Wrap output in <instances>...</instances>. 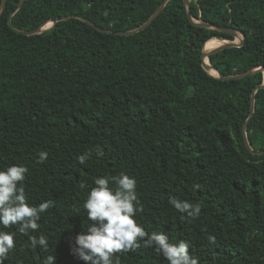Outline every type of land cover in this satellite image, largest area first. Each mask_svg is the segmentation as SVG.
I'll use <instances>...</instances> for the list:
<instances>
[{
  "label": "trees",
  "instance_id": "obj_1",
  "mask_svg": "<svg viewBox=\"0 0 264 264\" xmlns=\"http://www.w3.org/2000/svg\"><path fill=\"white\" fill-rule=\"evenodd\" d=\"M164 1L26 0L16 11L21 0H6L0 169L26 166L29 203L52 206L35 233L2 229L15 243L4 264H42L49 254L56 264H86L72 254L89 223L82 202L97 176L121 172L137 180L143 212L136 219L147 232L187 241L199 264H264V153L251 152L244 138L264 70L239 79L210 74L202 63L207 42L235 36L195 22L246 34L242 46L209 56L223 76L264 68V0H190L195 21L184 0H169L144 30L114 33L141 26ZM68 15L78 17L41 34L17 31ZM247 137L264 150V86ZM40 151L48 153L44 162ZM170 196L199 203L200 215L180 213ZM41 233L47 251L29 246V235ZM117 257L116 264H167L143 247Z\"/></svg>",
  "mask_w": 264,
  "mask_h": 264
},
{
  "label": "clouds",
  "instance_id": "obj_2",
  "mask_svg": "<svg viewBox=\"0 0 264 264\" xmlns=\"http://www.w3.org/2000/svg\"><path fill=\"white\" fill-rule=\"evenodd\" d=\"M48 153L40 151L37 159L44 162ZM83 164L85 158L80 157ZM28 168L21 164L9 165L0 169V264H4L8 254L15 247L14 233L2 229L17 226L20 234L35 233L39 230L41 214L52 202L45 200L38 205L29 203L23 181ZM81 188H87L85 183ZM169 203L188 217H198L199 203L169 197ZM89 222L85 230L75 237L72 254L86 264H116L117 254L150 248L167 261V264H199L195 255L189 252V243L183 239L170 240L161 231L147 232L137 222V214L143 212L137 191V180L126 173L97 176L82 202ZM79 214V209H77ZM215 236L209 235V243H215ZM29 246H38L47 251L49 242L44 234L38 237L29 235ZM115 258V259H114ZM42 264H56L55 254L43 258Z\"/></svg>",
  "mask_w": 264,
  "mask_h": 264
},
{
  "label": "water",
  "instance_id": "obj_3",
  "mask_svg": "<svg viewBox=\"0 0 264 264\" xmlns=\"http://www.w3.org/2000/svg\"><path fill=\"white\" fill-rule=\"evenodd\" d=\"M25 1L26 0H21V2L18 5L16 11L24 4ZM168 1L169 0H165L159 6V8L150 16V18L144 24H142L141 26H139V27H137L135 29H130V30L115 31L114 33L120 34V35H131V34H135V33L139 32L141 30H144L145 28H147L160 15V13L162 12L163 8L165 7V5L167 4ZM184 2L186 4V6H187L189 16L191 17V19L193 21H195V19L191 15V11H190V0H184ZM5 3H6V0H3V4H2V9H1L0 15L5 10ZM73 17H78V16H76V15L61 16V17L49 20V21L45 22L44 24H42L41 26H39L37 28L31 29V30H17V31L18 32H22V33L27 34V35L41 34L44 31H46L48 29H51L59 21L68 20V19L73 18ZM79 18L82 19L83 21L87 22L88 24L94 26L95 28H97V29H99L101 31H105L104 29H102L99 26H97L93 21L89 20L88 18H86V17H79ZM195 22L197 24L203 25L205 27L218 28V29H220L222 31H226V32H228L230 34H233L235 37H238V41H235V40L226 41L225 43H222V44L218 45L217 47H215V48H213L211 50H207L206 47H205V50H204L203 55H202V59H203L202 63H203V67L205 68V70H207L210 74H212V75H214L216 77H220V78H236V79H239V78H244L246 76H249V75L255 73L258 70H264V68L260 67V68H257V69H254V70H248L246 72H243V73H240V74H237V75H233V76H223L221 74V72L209 62V56L211 54H213V53H218V52H220V51H222V50H224L226 48H229V47H240V46H242L244 44V41H245V38H246V34L241 32V31H235V30L229 29V28L217 27V26H215L213 24H210V23H205V22L201 23L200 21H195ZM9 25L12 28H14L11 19L9 20ZM108 32H113V31H108ZM240 35H242V37ZM206 59H208V62H206ZM211 70L216 71L217 75L213 74L211 72ZM263 86H264V84L257 86L256 89H255V92L257 91V89H259L260 87H263ZM255 92H254V94L252 96V106H251L250 116H249L248 120L244 124V138H245V144H246L247 148L251 152L257 153V154H263L264 150H256V149H254L251 146V143L249 142L248 137H247V129H248V126H249V120L253 116V113H254V110H255Z\"/></svg>",
  "mask_w": 264,
  "mask_h": 264
},
{
  "label": "bare ground",
  "instance_id": "obj_4",
  "mask_svg": "<svg viewBox=\"0 0 264 264\" xmlns=\"http://www.w3.org/2000/svg\"><path fill=\"white\" fill-rule=\"evenodd\" d=\"M223 38H224V37H223ZM220 44H221V41H220V40H218V39H216V38H213V39H211V40H209V41L207 42V44H206V49H207V50H211V49L217 47V46L220 45ZM206 62H208V59H206ZM211 72H212L213 74L217 75L216 71L211 70Z\"/></svg>",
  "mask_w": 264,
  "mask_h": 264
},
{
  "label": "rangeland",
  "instance_id": "obj_5",
  "mask_svg": "<svg viewBox=\"0 0 264 264\" xmlns=\"http://www.w3.org/2000/svg\"><path fill=\"white\" fill-rule=\"evenodd\" d=\"M117 26H124L123 24H117ZM248 31H253V25L252 24H248ZM241 37H242V35H240ZM216 39H218V38H216ZM218 40H220L221 41V44L222 43H225L226 42V40H221V39H218ZM235 41H238V37H235Z\"/></svg>",
  "mask_w": 264,
  "mask_h": 264
}]
</instances>
